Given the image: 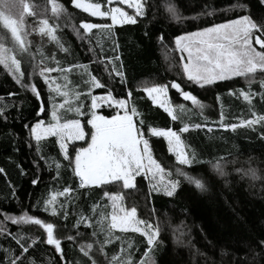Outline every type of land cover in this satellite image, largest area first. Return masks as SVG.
Instances as JSON below:
<instances>
[{
  "label": "trees",
  "instance_id": "trees-1",
  "mask_svg": "<svg viewBox=\"0 0 264 264\" xmlns=\"http://www.w3.org/2000/svg\"><path fill=\"white\" fill-rule=\"evenodd\" d=\"M86 1L106 4V0ZM237 4L244 10H230ZM145 12L135 24L87 32L81 27L85 19L94 23L110 21L87 17L72 6L71 0H7L4 4L0 0V45L21 61L24 73L16 82L11 69L0 64V168L4 169L0 173V229L4 230L0 232V261L4 264L19 253L5 232L26 239L33 248L29 259L36 257L37 264H57L53 247L46 244V233L24 221L13 225L7 219L10 216H34L53 223L54 235L61 238L66 254L64 264H113L114 255L121 264L129 258L134 264L141 259L144 264H264V249L259 247L264 241V122L240 125L243 120L264 115V100L260 98L264 73L253 80L233 77L198 87L187 80L173 52L174 38L182 33L245 14L258 22L264 20V3L146 0ZM5 15L19 26L26 51L12 37ZM41 28L45 30L41 32ZM161 34L163 40L159 39ZM115 55L120 60L110 61L109 57ZM113 65L122 66L126 83L121 84L112 73ZM42 67L66 70L52 74L61 82L63 76L68 78V86L78 93L74 104L83 105L82 112L90 106L87 94L92 75L107 85L105 89L92 88V93L111 90L116 98H124L135 107L136 124L143 123L154 158L179 183L176 193L168 197L164 192L152 191L148 180L140 176L135 186L127 189L122 181L80 187L72 166L62 158L57 138L45 137L37 142L24 127L28 124L30 128L37 119L39 104L31 93V84L40 86ZM172 81L180 83L197 100L195 104L185 101L169 87L175 119L153 104L144 89L147 84ZM47 91L41 87L49 110V115L43 117L46 123L51 120L52 106ZM129 91L131 97L127 96ZM241 91L252 93L251 102L239 95ZM65 111L68 113L63 119L80 118L84 125L86 116ZM99 112L114 114L107 108ZM232 123L240 126L235 130L226 127ZM152 127L177 131L186 154H194L200 163L180 165L169 153L166 139L151 135ZM182 128L187 131H180ZM86 145L85 141L73 142L69 151ZM178 168L185 175L177 172ZM33 179L39 181L35 186ZM197 180L203 189L195 186ZM66 187L68 192H64ZM104 192L122 195L123 204L134 206L142 217L156 219L159 236L150 250L139 233L111 226L112 200ZM53 196L55 200L45 212L44 201H52ZM52 208L56 209L55 216ZM69 235L74 239L67 240ZM89 244L91 249L86 247ZM82 248L88 251L87 257ZM8 249L11 252L5 256ZM146 250L148 255L143 256Z\"/></svg>",
  "mask_w": 264,
  "mask_h": 264
},
{
  "label": "snow or ice",
  "instance_id": "snow-or-ice-1",
  "mask_svg": "<svg viewBox=\"0 0 264 264\" xmlns=\"http://www.w3.org/2000/svg\"><path fill=\"white\" fill-rule=\"evenodd\" d=\"M6 2L7 0H3V4ZM262 3H264V0H262ZM71 4L75 9L86 14L87 17L110 21V23H94L91 19H85L81 22V27L87 32L98 29L111 31L116 26L135 24L140 17L146 14V0H106L105 5L100 2L71 0ZM126 9H130L131 12ZM56 10L57 6L54 5L53 11ZM230 10H244V6L233 5ZM173 14L175 16V12ZM42 23L47 26V21ZM7 28L10 29L12 37L19 43L20 49L26 51L25 43L18 34L19 26L12 23ZM40 30L43 32L45 29L41 28ZM48 31L51 33L52 30L49 29ZM159 39L163 40L162 34ZM174 45L181 54H187V62L183 63L184 73L187 80L198 87L212 85L233 77L246 76L255 73L257 70L264 73V20L255 21L248 14L177 35L174 38ZM9 51L3 49V46L0 45V64L10 68L15 75L16 82H20L21 77L24 76L21 71V61L15 55H9ZM181 59L183 61V55ZM109 60L119 61L120 56L109 57ZM79 67L86 66L80 65ZM56 71L66 70L52 67L40 68L39 75L42 77L40 86L38 87L35 83L31 84V93L34 94V98L39 104L36 112L37 119L30 128L28 124H25L24 127L37 142L45 137L59 138L58 149L62 153L63 160L67 161L69 166H72L80 187L100 186L114 181H122L123 187L127 189L135 186L134 182L138 176L148 178L151 174L155 178L157 173L164 171L161 163L154 158L150 140L145 137L143 123L141 122L138 127L133 121V116L137 111L136 108L129 109L127 100L116 98L111 90L103 95H93L92 88L105 89L107 87L106 83L101 82L95 75L90 78V90L87 94L90 97V106L85 112L81 111L83 105L76 108L77 114L86 116L84 125H82L80 119H69L64 123L60 122L61 118L57 109L63 108L64 103H52L51 120L46 123L43 117L49 115V110L46 107L41 87L48 90L47 95L50 100L54 95L61 98L67 96V93L61 91V85L57 83L56 78L49 75ZM112 73L119 77L121 84L126 83L122 66L113 65ZM112 73H109V75ZM169 87L175 90L183 100L196 101V97L191 92L185 91L181 84L176 81L147 88L145 91L153 104H158L170 116V108L166 106L165 100H161V96L167 97ZM261 89H264V81L261 82ZM230 94L232 93L230 92ZM9 95L13 94L10 93ZM131 95L130 91L127 92L128 97H131ZM239 95L243 96L246 101L251 102V92L241 91ZM260 98L264 100V91H261ZM102 108L116 109L117 111L112 115L99 114L98 110ZM119 110H123L124 114L122 115ZM172 119H175V117L172 116ZM258 122H264V115L252 120H243L240 125L253 126ZM221 123H223V113H221ZM240 125L232 123L226 127L235 130ZM85 126H87V131H85ZM180 131H187V128H182ZM150 132L153 137L166 139L169 153L175 155V159L180 165L191 166L200 163L194 154L191 157L186 154L185 147L182 146L177 131L171 128L152 127ZM69 140L85 141L87 146L74 148L70 152L69 145L66 143ZM216 167H219V165H216ZM58 170L59 165H57ZM3 171L4 169L0 168V173ZM176 171L180 172V169L178 168ZM180 174L185 175L183 172H180ZM38 182V179L32 180L34 186ZM195 186L199 189L204 188L199 180L195 182ZM178 187V181L170 180L165 188V194L172 197ZM153 188H155V185H153ZM69 190L66 187L64 192ZM103 195L112 200V227H120L122 231L131 230L139 233L145 238L147 249L150 250L157 242L159 228L148 220L138 219L135 207L130 210L124 208L122 195H110L109 192H104ZM54 200L55 197L52 201H44L45 207L43 210L45 212L49 211L48 205L53 203ZM117 210L121 215H117ZM51 213L55 216L56 209L52 208ZM7 219L13 225L26 221L39 226L46 233V244L52 246L56 253L57 264H64L66 254L62 247L61 238L54 235L53 223L34 216H10ZM82 222L78 221V224ZM0 232H4V230L0 229ZM5 235L9 236L19 248V253L8 260L7 264H37L36 257L29 259L33 248L28 246L26 239L21 240L10 232H5ZM66 239L71 241L74 238L69 235ZM34 245L35 242H33ZM86 247L91 249L92 245L89 244ZM259 247L264 249V241L259 242ZM148 250L143 253V256L148 255ZM81 251L84 256L89 255L84 248ZM10 252L11 249L5 250V256H8ZM39 259L42 261L44 257L41 256ZM112 260L113 264H121V261L115 255ZM0 264H4V261H0ZM91 264H95V261H92ZM125 264H134V262L129 258L125 261ZM138 264H144V260L141 259Z\"/></svg>",
  "mask_w": 264,
  "mask_h": 264
},
{
  "label": "rangeland",
  "instance_id": "rangeland-1",
  "mask_svg": "<svg viewBox=\"0 0 264 264\" xmlns=\"http://www.w3.org/2000/svg\"><path fill=\"white\" fill-rule=\"evenodd\" d=\"M84 2H89V1H86V0H84ZM112 6H115V5H112ZM127 11H129V12H131V10L130 9H126ZM4 19H5V22H6V24L9 26L10 24H12V23H15L16 24V22L14 21V20H12L11 18H9V17H7L6 15H5V17H4ZM18 34L21 36V39H22V35H21V32H20V29L18 30ZM23 40V39H22ZM258 47V46H257ZM173 52L175 53V55L177 56V58L179 57V64L181 65V67H182V69H183V71H184V68H183V63H186L187 62V59H186V57H187V54L186 53H183V54H181L176 48H175V46H174V49H173ZM182 55H183V57H184V59H183V61H182V59H181V57H182ZM257 74H261V72L259 71V70H257L255 73H250V74H248V75H246V76H244V77H246L248 80H253L254 78H256V76H257ZM50 76H53V77H55L56 78V81H57V83L58 84H60L61 85V91L62 92H65V93H67V96L66 97H63V98H61V97H59V96H55L54 95V97L52 98V103H64V107L63 108H58L57 109V112H58V115L60 116V122L61 123H64L66 120L65 119H63V117H64V114H66V113H68V111H65L66 109H68V110H70L71 111V113H76V108L78 107V106H80V105H77V106H75V101H77L76 99H77V97H78V93H76L75 91H73L69 86H68V84H69V80H68V78L65 76H63V82H61V81H59L58 80V77H56V76H54L52 73H50L49 74ZM157 85H161V84H147L146 86H145V90L147 89V88H151V87H156ZM88 92V91H87ZM93 95H103V94H95V93H92ZM161 100H165L166 101V106L168 107V108H170V110H171V116H174V110H175V106L172 104V101H171V99H170V96H169V90H168V95H167V97H164V96H161ZM66 101V102H65ZM128 102V101H127ZM193 102V101H192ZM194 104L195 103H197V100L195 101V102H193ZM89 105H90V100H89ZM158 105V104H157ZM128 108L129 109H131L132 108V106L129 104V102H128ZM107 109H110V108H107ZM111 110H113L114 111V114H115V111H117L116 109H111ZM65 111V112H64ZM81 111H82V108H81ZM99 111V110H98ZM120 111V113L123 115L124 114V112H123V110H119ZM70 114V113H69ZM99 114H102V113H100L99 112ZM129 114H131V112H129ZM78 115H80V114H78ZM104 115V114H103ZM135 115H137V111H136V114ZM135 115L133 116V121H134V123L136 124V121H135ZM80 116H82V115H80ZM76 119H80V118H76ZM68 120V119H67ZM81 120V119H80ZM81 123H82V121H81ZM82 125H83V123H82ZM137 125V124H136ZM138 126V125H137ZM139 127V126H138ZM151 129V128H150ZM150 129H149V132H150ZM151 133V132H150ZM146 137V136H145ZM57 138V141L59 142V138L58 137H56ZM182 141V140H181ZM73 142H76V141H66V143H68V145H70L71 143H73ZM87 146V145H86ZM85 146V147H86ZM182 146H184L183 145V142H182ZM186 151V150H185ZM147 180H148V182H149V186H150V189L152 190V191H160V192H164L165 193V188H166V186H167V184H168V182L170 181V180H172L170 177H169V175L165 172V171H163V172H161V173H157V175H156V177L155 178H153L152 176H151V174H149V176H148V178H146ZM153 185H155V188H153ZM53 197H55V196H53ZM122 205H123V207L124 208H126V209H128V210H130L132 207H134V206H128L127 204H123L122 203ZM112 214H113V211H112V213H111V216H112ZM117 215L119 216V215H121L119 212H118V210H117ZM137 218L138 219H142V220H148L150 223H153L154 225H156L157 227H158V223H157V221H156V219L154 218V219H151V218H149V217H142V216H140L139 214H138V211H137ZM25 223H27L26 221H24ZM28 223H31V222H28ZM111 226H112V221H111ZM113 228H115V229H119V230H121L120 229V227H113ZM159 228V227H158Z\"/></svg>",
  "mask_w": 264,
  "mask_h": 264
}]
</instances>
